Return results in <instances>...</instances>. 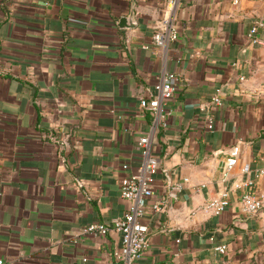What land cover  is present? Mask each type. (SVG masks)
I'll return each instance as SVG.
<instances>
[{
  "label": "crops",
  "instance_id": "crops-1",
  "mask_svg": "<svg viewBox=\"0 0 264 264\" xmlns=\"http://www.w3.org/2000/svg\"><path fill=\"white\" fill-rule=\"evenodd\" d=\"M132 10L138 24L120 27ZM169 11L170 0H0V259L115 264L121 232L85 229L129 208L121 180L137 172L138 140L151 133L159 168L142 217L150 245L136 264H264V208L244 212L240 189L221 214L205 208L264 158V0H178L179 35L159 46L155 25ZM165 71L179 74L178 89L166 124L154 125L140 97ZM257 190L264 197V177Z\"/></svg>",
  "mask_w": 264,
  "mask_h": 264
},
{
  "label": "built area",
  "instance_id": "built-area-1",
  "mask_svg": "<svg viewBox=\"0 0 264 264\" xmlns=\"http://www.w3.org/2000/svg\"><path fill=\"white\" fill-rule=\"evenodd\" d=\"M177 2L178 0H170V11L155 25L153 41L159 46L166 45L169 40L176 39L179 35L174 17V8ZM262 24L260 20H256L249 35L255 37L258 28ZM253 40L256 41L257 38L255 37ZM144 47L148 46L144 45ZM179 79L177 72L165 71L158 77L155 84V93L152 96L140 97V106L143 110H148L152 114L154 125L159 122L165 123V103L175 95ZM222 103L220 94L217 92L212 97V104L218 106ZM201 109L205 112L207 129L213 130L214 117L210 112V108L207 105H202ZM138 143L141 148V164L137 172L124 176L120 185L122 196L130 201L129 208L111 223L94 222L85 229L101 234L108 233L112 228L121 232V244L113 251L115 264H136V261L150 245V227L142 220V217L149 198L154 194V175L159 168V157L154 150L156 142L151 133L140 136ZM229 152L230 154L223 165L225 173H229L236 166L240 152L239 145L231 147ZM124 166L126 167L127 164H124ZM243 170L248 175L245 178L233 181L230 187H225L217 196L209 198L205 203L206 209L217 215L224 212L230 203V191L232 189L241 190L240 203L244 212L255 214L264 208V197L257 190L258 180L264 177V158L260 165L254 168L244 167ZM179 188L180 184L173 186L168 197L162 198L159 202L153 204L154 209L156 211L167 209L170 199L176 198ZM216 249L225 252L227 244H219ZM0 264L10 263L0 259Z\"/></svg>",
  "mask_w": 264,
  "mask_h": 264
},
{
  "label": "water",
  "instance_id": "water-1",
  "mask_svg": "<svg viewBox=\"0 0 264 264\" xmlns=\"http://www.w3.org/2000/svg\"><path fill=\"white\" fill-rule=\"evenodd\" d=\"M134 11L132 10L131 14L129 16L124 15L121 16L120 20L118 21V24L120 27H133L138 24V21L134 19Z\"/></svg>",
  "mask_w": 264,
  "mask_h": 264
}]
</instances>
